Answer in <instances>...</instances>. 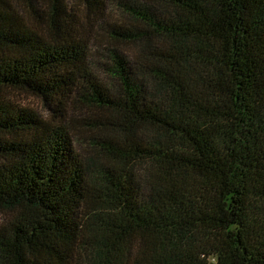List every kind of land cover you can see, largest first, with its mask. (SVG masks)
<instances>
[{"label":"trees","instance_id":"16d2710c","mask_svg":"<svg viewBox=\"0 0 264 264\" xmlns=\"http://www.w3.org/2000/svg\"><path fill=\"white\" fill-rule=\"evenodd\" d=\"M0 264H264V0H0Z\"/></svg>","mask_w":264,"mask_h":264},{"label":"rangeland","instance_id":"374dc122","mask_svg":"<svg viewBox=\"0 0 264 264\" xmlns=\"http://www.w3.org/2000/svg\"><path fill=\"white\" fill-rule=\"evenodd\" d=\"M128 1V0H127ZM132 1V0H129ZM22 5V3H19ZM108 8L106 11V16H108L107 20L108 21H115L116 19L119 18V12L118 10L114 7V2L111 1L110 3L108 2ZM67 8H73L72 10L77 16V19L79 21H83V30L85 32V37L87 40L88 44V53L91 57L96 58L99 57V53H104L109 47H114L122 52H124L127 55L132 54V50L124 47V46H115L113 45L103 34L102 32V24L101 22L95 18L92 17L93 19L90 21L86 20L83 14V7L74 1H68L66 3ZM26 20L31 23V24H36L35 21L30 18L27 14L24 16ZM89 22L91 26L89 25ZM101 25V26H100ZM103 61V60H102ZM9 100L13 103V105L18 106L21 109H29L38 115H40L43 119L49 121L52 119V114L51 112L43 105V103L35 99L27 94H24L22 92H12V94L8 97Z\"/></svg>","mask_w":264,"mask_h":264}]
</instances>
